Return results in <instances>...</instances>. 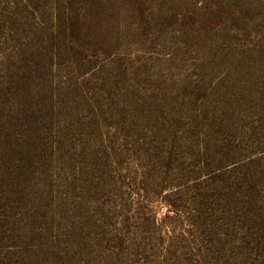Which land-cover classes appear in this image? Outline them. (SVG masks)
<instances>
[{"label": "rangeland", "instance_id": "rangeland-1", "mask_svg": "<svg viewBox=\"0 0 264 264\" xmlns=\"http://www.w3.org/2000/svg\"><path fill=\"white\" fill-rule=\"evenodd\" d=\"M0 264H264V0H0Z\"/></svg>", "mask_w": 264, "mask_h": 264}]
</instances>
